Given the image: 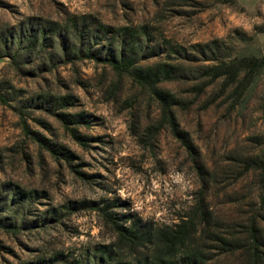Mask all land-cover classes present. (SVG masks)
Returning a JSON list of instances; mask_svg holds the SVG:
<instances>
[{
  "label": "rangeland",
  "instance_id": "1",
  "mask_svg": "<svg viewBox=\"0 0 264 264\" xmlns=\"http://www.w3.org/2000/svg\"><path fill=\"white\" fill-rule=\"evenodd\" d=\"M263 57V0H0V264L154 261L180 225L181 262L264 264V65L213 70Z\"/></svg>",
  "mask_w": 264,
  "mask_h": 264
},
{
  "label": "trees",
  "instance_id": "2",
  "mask_svg": "<svg viewBox=\"0 0 264 264\" xmlns=\"http://www.w3.org/2000/svg\"><path fill=\"white\" fill-rule=\"evenodd\" d=\"M232 2H235V0H231ZM88 52V57L90 56ZM100 53V52H99ZM98 57V56H95ZM105 61L111 65L115 70L117 71H126L129 73H132L130 71L131 66L128 65V62H125V58L123 56H118L116 54H111L108 56V58L105 59ZM130 64V62H129ZM264 65V57L263 58H248L240 61V65L235 67V69L230 70L228 64L222 63L215 68H213L216 77H222L224 75H230L231 77V84L236 81L238 78L239 73L243 71H252L255 72L260 67ZM135 74V73H134ZM156 78L159 77H171L170 72L163 68V71H159L154 74ZM160 96V99L164 102V104H169V100L165 98L163 95L158 94ZM25 130L27 133H31L27 126H25ZM262 168L264 169V162H262ZM118 234H119V240L126 244L133 245L138 240V234L134 232L132 229L119 227L118 228ZM171 234L167 237V244L170 248L169 254L165 256H154V261L151 258H145L143 260L138 261L136 264H201L198 260V256L195 254H188L186 260L183 262L179 261L180 258H178L177 254H175L176 247H180L186 244V241L190 238V233H187L184 231V228L182 225L177 226L176 230L171 229ZM110 255L108 254V258ZM156 257V258H155ZM176 257V258H175ZM178 258V259H177ZM107 262V261H106Z\"/></svg>",
  "mask_w": 264,
  "mask_h": 264
},
{
  "label": "crops",
  "instance_id": "3",
  "mask_svg": "<svg viewBox=\"0 0 264 264\" xmlns=\"http://www.w3.org/2000/svg\"><path fill=\"white\" fill-rule=\"evenodd\" d=\"M241 1V0H240ZM264 1V0H263Z\"/></svg>",
  "mask_w": 264,
  "mask_h": 264
}]
</instances>
